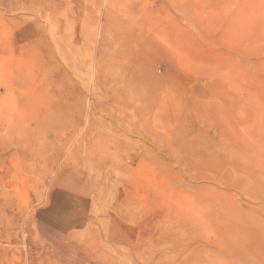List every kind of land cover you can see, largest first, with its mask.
<instances>
[{"label":"rangeland","instance_id":"374dc122","mask_svg":"<svg viewBox=\"0 0 264 264\" xmlns=\"http://www.w3.org/2000/svg\"><path fill=\"white\" fill-rule=\"evenodd\" d=\"M0 264H264V0H0Z\"/></svg>","mask_w":264,"mask_h":264}]
</instances>
